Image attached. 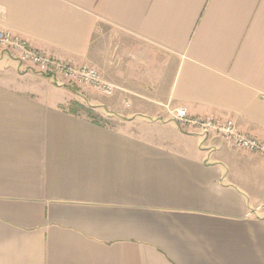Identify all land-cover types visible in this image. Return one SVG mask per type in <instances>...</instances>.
<instances>
[{
  "label": "crops",
  "instance_id": "1",
  "mask_svg": "<svg viewBox=\"0 0 264 264\" xmlns=\"http://www.w3.org/2000/svg\"><path fill=\"white\" fill-rule=\"evenodd\" d=\"M0 30L114 87L0 52V264H264V158L173 120L264 141V0H0Z\"/></svg>",
  "mask_w": 264,
  "mask_h": 264
},
{
  "label": "built area",
  "instance_id": "2",
  "mask_svg": "<svg viewBox=\"0 0 264 264\" xmlns=\"http://www.w3.org/2000/svg\"><path fill=\"white\" fill-rule=\"evenodd\" d=\"M1 51L10 53L19 63L33 68L38 73L73 87L88 88L105 97L113 94V85L104 81L95 67L57 61L31 47L25 39L6 30H0ZM173 120L181 129L203 139H215L264 158V141L240 131L231 118L222 120L212 115L190 117L187 110L180 107L174 111Z\"/></svg>",
  "mask_w": 264,
  "mask_h": 264
},
{
  "label": "trees",
  "instance_id": "3",
  "mask_svg": "<svg viewBox=\"0 0 264 264\" xmlns=\"http://www.w3.org/2000/svg\"><path fill=\"white\" fill-rule=\"evenodd\" d=\"M76 109H78L79 111L85 112L90 118H92L95 121H98L99 120L98 117L94 113H92L91 111H89L87 109L81 108L79 106L76 107Z\"/></svg>",
  "mask_w": 264,
  "mask_h": 264
},
{
  "label": "rangeland",
  "instance_id": "4",
  "mask_svg": "<svg viewBox=\"0 0 264 264\" xmlns=\"http://www.w3.org/2000/svg\"><path fill=\"white\" fill-rule=\"evenodd\" d=\"M31 68V67H30ZM31 69H33V68H31ZM35 74H38L39 75V73L38 72H36L34 69L32 70ZM59 83V82H58ZM60 83H62V82H60ZM63 84H64V86H66V87H68V88H70V89H72V90H75L76 92H78V91H80L81 89H79V88H77V87H70L69 85H66L64 82H63ZM62 84V85H63Z\"/></svg>",
  "mask_w": 264,
  "mask_h": 264
}]
</instances>
